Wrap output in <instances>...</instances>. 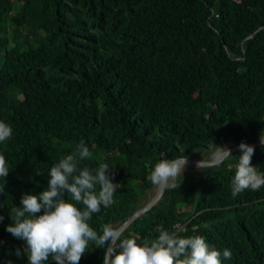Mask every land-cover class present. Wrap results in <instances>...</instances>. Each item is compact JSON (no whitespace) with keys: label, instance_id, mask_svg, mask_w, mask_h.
I'll list each match as a JSON object with an SVG mask.
<instances>
[{"label":"trees","instance_id":"16d2710c","mask_svg":"<svg viewBox=\"0 0 264 264\" xmlns=\"http://www.w3.org/2000/svg\"><path fill=\"white\" fill-rule=\"evenodd\" d=\"M0 121L12 128L0 142L10 170L0 264H28L25 242L6 231L10 210L42 192L81 140L92 157L79 167L106 163L120 185L90 226L121 227L153 199L159 159L264 137V0H0ZM231 154L218 168L185 169L122 239L143 244L163 226L203 237L221 264H264V186L233 197L241 153ZM251 166L264 173V144ZM91 247L79 264H103L106 249Z\"/></svg>","mask_w":264,"mask_h":264},{"label":"clouds","instance_id":"9594fccd","mask_svg":"<svg viewBox=\"0 0 264 264\" xmlns=\"http://www.w3.org/2000/svg\"><path fill=\"white\" fill-rule=\"evenodd\" d=\"M11 136V126L0 121V142ZM261 143L264 144V139ZM208 148L209 157L196 161L200 171L218 168L233 156L229 148L215 143ZM238 148L241 154L231 181L233 197L246 189L257 191L264 186V173L251 166L254 148L244 142ZM91 157L92 153L81 140L71 154L50 168L48 186L42 192L24 193L20 206L11 208L13 223L6 231L25 242L23 251L28 264H45L49 257L54 264H79L90 245L106 249L103 264H221V252L210 247L201 236L184 238L159 226L158 237L138 244L135 238L122 239L123 227L105 223L100 232L94 230L89 223L93 214L99 213L101 206L108 208L114 203L115 189L120 185L112 182L106 163H100L95 169L79 167L80 161ZM187 164L186 155L173 159L163 157L155 163L147 179L160 191L176 188ZM9 171L8 162L0 155V177H6ZM81 204L83 209L77 206ZM3 219L0 216V221ZM16 255H21L20 249ZM222 255L230 259L232 254L225 249Z\"/></svg>","mask_w":264,"mask_h":264},{"label":"water","instance_id":"95a60500","mask_svg":"<svg viewBox=\"0 0 264 264\" xmlns=\"http://www.w3.org/2000/svg\"><path fill=\"white\" fill-rule=\"evenodd\" d=\"M262 139H264V137L262 138ZM259 145H263L262 143H261V140L258 142V143H256V144H253V145H249V146H252L253 148H256V147H258ZM236 150H239V148H238V145H236V146H234V147H232V148H230V151H231V153H233L234 151H236ZM188 163H189V165L190 166H192V167H196L195 165H196V161L195 160H192V159H189L188 158ZM189 166V167H190ZM164 192H165V190L164 191H160L159 189H158V191H157V193H156V195H155V197L144 207V208H142V209H140V210H138L137 212H135L129 219H128V221L124 224V225H122L121 227H123L124 228V230L134 221V220H136L137 218H139L140 216H142L143 214H145L146 212H148L150 209H152L160 200H161V198L163 197V195H164Z\"/></svg>","mask_w":264,"mask_h":264},{"label":"rangeland","instance_id":"374dc122","mask_svg":"<svg viewBox=\"0 0 264 264\" xmlns=\"http://www.w3.org/2000/svg\"><path fill=\"white\" fill-rule=\"evenodd\" d=\"M224 147H225V146H224ZM209 155H210V152L205 151V150H201V151L198 152V155L196 156V158H190V159L195 160V161H198V160L202 159V157H203L204 159H207V158L209 157ZM189 166H190V165H189ZM189 166H186L185 169H187V168H193L192 166H190V167H189ZM157 191H158V189L155 190L154 195H151V198H154V197H155Z\"/></svg>","mask_w":264,"mask_h":264},{"label":"bare ground","instance_id":"6f19581e","mask_svg":"<svg viewBox=\"0 0 264 264\" xmlns=\"http://www.w3.org/2000/svg\"><path fill=\"white\" fill-rule=\"evenodd\" d=\"M187 166H189V163L187 164Z\"/></svg>","mask_w":264,"mask_h":264}]
</instances>
